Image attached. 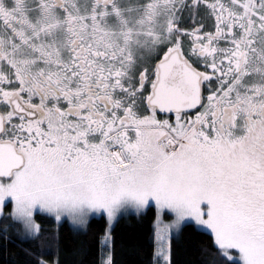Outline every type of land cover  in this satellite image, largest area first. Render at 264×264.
Returning a JSON list of instances; mask_svg holds the SVG:
<instances>
[{"label":"snow or ice","instance_id":"snow-or-ice-1","mask_svg":"<svg viewBox=\"0 0 264 264\" xmlns=\"http://www.w3.org/2000/svg\"><path fill=\"white\" fill-rule=\"evenodd\" d=\"M149 209L151 264L182 225L264 264V0H0V236L99 214L113 264Z\"/></svg>","mask_w":264,"mask_h":264},{"label":"trees","instance_id":"trees-1","mask_svg":"<svg viewBox=\"0 0 264 264\" xmlns=\"http://www.w3.org/2000/svg\"><path fill=\"white\" fill-rule=\"evenodd\" d=\"M9 211L6 208L5 214ZM154 209L140 215L121 216L112 229L113 264H151L153 251L151 221ZM41 239L21 241L9 230L8 238L0 236V264H28L25 249L43 252L44 259H59L60 264H99L98 238L107 228L105 217L91 218L82 230L67 221L57 225L54 219L38 217ZM174 264H219L210 234L183 225L173 237Z\"/></svg>","mask_w":264,"mask_h":264},{"label":"rangeland","instance_id":"rangeland-1","mask_svg":"<svg viewBox=\"0 0 264 264\" xmlns=\"http://www.w3.org/2000/svg\"><path fill=\"white\" fill-rule=\"evenodd\" d=\"M6 208H8V207H6ZM6 208L4 209V212L6 211ZM128 214H135L132 210H127V211H125V212H122L120 215H119V217H118V219L121 217V216H124V215H128ZM103 215H94V216H92L91 218H94V217H102ZM104 217V216H103ZM90 218V219H91ZM106 218V217H105ZM89 219V220H90ZM118 219H117V221H118ZM66 221V220H65ZM116 221V222H117ZM68 222V221H67ZM116 222L112 225V229H113V227H114V225L116 224ZM72 227H74L75 229H77V230H82V229H84L85 228V226L86 225H83V226H81V225H74V224H72V223H70V222H68ZM183 226V225H182ZM182 226H181V228H182ZM107 227H108V224H107ZM181 230V229H180ZM180 230L179 231H177L175 234H174V236L175 235H177L179 232H180Z\"/></svg>","mask_w":264,"mask_h":264}]
</instances>
